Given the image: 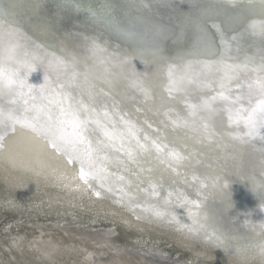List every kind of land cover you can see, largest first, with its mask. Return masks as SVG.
Here are the masks:
<instances>
[{
	"label": "bare ground",
	"instance_id": "6f19581e",
	"mask_svg": "<svg viewBox=\"0 0 264 264\" xmlns=\"http://www.w3.org/2000/svg\"><path fill=\"white\" fill-rule=\"evenodd\" d=\"M35 12L38 14V11ZM0 23H2L0 69L7 77L16 67L7 59L10 43L30 41L38 44L20 30L18 31L22 34V38L19 41L13 40L8 33L17 27L6 20ZM41 53L49 58L56 56L44 46H41ZM74 53L80 63L75 68V72L79 73L80 86L69 89L73 95L79 97L84 92L86 98V92L91 85L95 86L93 89L95 92H99L103 87L97 82L106 78L111 83L109 88L104 90L110 89L117 105L133 121L140 122L146 116L155 118L157 114L148 112V108L153 104L158 105L161 92L167 96L166 91L159 89L155 96L145 97L140 90V83L153 81L158 76L166 80L169 65L173 67L179 78L184 75V66L189 61H196H167L160 64L153 60L142 65L143 68L128 67L127 70L124 69L126 67L117 65L115 61L105 65L101 61L102 58L98 54L93 55L89 49L86 52ZM110 59L116 57L110 56ZM65 71L61 69L59 72V82L68 84ZM67 71L70 76L71 71ZM161 72H163L162 76ZM193 72H199V66L195 63ZM57 75V72L53 71L49 78L56 80ZM44 77L45 68L40 67L29 74L28 82L34 89H39L44 84ZM190 88L193 96L207 91L201 89L199 84ZM188 102L196 103L191 97H188ZM36 103L39 104L41 101L37 100ZM137 109L140 111L137 112ZM164 111L168 113L165 119L177 121L180 125L174 130L170 126V130H173V135L179 142L177 151H181L182 154L195 152L203 168L212 174L220 166L233 163L230 158L232 152L230 145L211 148L207 142L200 144L195 132L199 117L191 116L189 108L183 101L173 104L171 109ZM185 121L188 122V127L183 126ZM185 143L188 144L187 151H184ZM118 147L119 141H116L115 147L100 154L101 156L106 154L107 159H97L96 167L105 171L100 179L90 178L92 186H89V183L80 176V165L70 163L68 156L54 148L39 131L22 123H16L6 131L0 130V211L4 213L12 211L22 216L25 220L20 222L16 220V222L26 225L31 223L27 219H38L39 215L45 220L40 226L27 230L31 233H19L15 243H12L16 253L20 251L19 253L24 256H18L15 262H11L5 261L1 253L0 264H159L147 263L135 253L133 254L135 259H131L123 254L120 248L112 249L104 240L96 242L87 235L82 236V233L69 231L70 226L93 229L101 225L107 228V237L114 245L120 242L126 251L135 249L141 255L145 254L161 261L166 260L175 264H222L215 260L221 256L227 260H236L240 264H264V227H262L264 202L259 198L261 192L259 180L264 178V173L258 167L252 168L246 159L242 162L238 161L243 163L249 172L254 173L257 189L253 192L244 183H233L230 189L233 203L231 208L225 206L210 187L202 189L206 196L201 205L204 214L214 216L219 227L236 238L230 254L223 247H217L202 233L198 236L195 232L187 230L193 225L192 217L199 213L191 204L185 205L184 200L187 198L189 201H199L194 191L184 182L185 179L191 180V173L184 166L186 162L177 164L175 161L158 159L153 154L148 157L150 163L143 165L145 171L141 172L140 168L128 161L124 152L116 151ZM137 159L142 157L138 155ZM172 168H175V172H172ZM148 170L157 174L156 178H150ZM89 171L91 170L85 168V172ZM159 172H163L164 176L171 174L177 182L165 183L159 179ZM135 173H139L144 180L143 183L137 179ZM157 183L163 184V187H156L153 191V185ZM208 183H211V177ZM101 184L104 187L101 188ZM109 188L111 191L108 190ZM97 191L101 193L99 196L96 195ZM156 212L163 213V218H157L154 215ZM8 223L14 225L15 222L10 221L5 224ZM201 223H203L202 217ZM208 231L213 232L212 229ZM35 232L39 235L27 239ZM213 234L218 235V233ZM6 235L8 234L5 231L3 238L0 239V242L3 241L0 248L5 252L8 251L5 256L11 254L12 249L9 243L4 242ZM247 238L250 239L251 244L261 246L243 251L240 244ZM26 241L29 242L27 249L23 245ZM170 247L171 250L172 248L177 250L170 251L168 250ZM187 248L197 250V254H193ZM199 251H203V254ZM33 252L34 260L29 262L25 255Z\"/></svg>",
	"mask_w": 264,
	"mask_h": 264
},
{
	"label": "snow or ice",
	"instance_id": "6c2138e0",
	"mask_svg": "<svg viewBox=\"0 0 264 264\" xmlns=\"http://www.w3.org/2000/svg\"><path fill=\"white\" fill-rule=\"evenodd\" d=\"M222 2L224 5L237 4V0H222ZM67 3L68 0H58V6ZM259 4L261 15L264 16V0H259ZM22 7L23 5L14 0H0V22L11 20L12 23H16L15 17L20 15L19 10ZM39 7V3L31 5L33 11ZM143 7L148 8L149 4L145 3ZM103 10L105 15L110 17L116 11V6L106 4ZM213 27L217 26L213 25ZM246 30L252 33L259 31L264 37V20L259 24L250 23ZM8 34L15 41L22 38L17 28L12 29ZM203 38H207L206 31L203 33ZM235 39V37L226 38L221 33V45L225 51L230 50ZM89 51L96 55L104 50L92 39L89 43ZM189 55L199 57L212 56L215 53L212 52L209 44L205 49H194ZM7 59L16 67L7 77L0 69V130L6 131L16 123H22L39 131L54 148L68 156L70 163L80 165V176L89 183V186H92L90 178L100 179L105 171L96 167V160L107 159L106 154L104 156L100 154L115 147L116 141H119L116 151L124 152L128 161L140 168L141 172L145 171L143 165L150 163L148 157L153 154L158 159L175 161L177 164L186 162L184 166L191 173V180L185 179L184 182L194 191L199 201H189L187 198L184 200L185 205L191 204L199 213L192 217L193 225L187 230L195 232L198 236L202 233L217 247H223L231 254L236 238L222 230L214 216L204 214L201 205L206 196L202 189L210 187L229 208L233 207L230 191L233 183H244L253 192L257 189L254 173L249 172L248 168L238 161L242 162L246 159L252 168L258 167L264 173V51L261 52L259 60L255 57H245L243 61L228 63L221 55V58L215 61H189L184 66V75L179 78L173 67L167 66L166 80L158 76L153 81L141 82L139 85L145 97L155 96L159 89L167 92V96L161 92L158 105L153 104L148 108V112L157 114L156 117L146 116L142 122L133 121L117 105L110 89L105 91L101 88L99 92H95L93 90L95 86L91 85L86 92V98L84 92L79 97L73 95L69 89L80 86L79 73L75 72L79 62L75 56L53 55L49 58L41 53L40 45L26 41L10 43ZM160 59L162 63L165 62L163 56ZM194 63L199 66V72H193ZM40 67L45 68L44 84L39 89H34L28 82V76ZM61 69L66 70L64 75L68 79V84L59 82ZM67 70L71 71L70 76ZM53 71L58 74L56 80L49 78ZM160 75L162 76L163 72ZM87 82L85 76V83ZM105 83L107 84L106 79ZM195 84H199L201 89L207 91L193 96L190 86ZM188 97L194 99L196 103H189ZM37 100L41 103H36ZM180 101L187 105L191 116L199 117L195 132L201 145L207 142L211 148L231 146L230 158L233 161L231 165H222L212 174L203 168L195 152L182 154L181 151H177L179 142L174 137L173 130L180 125L177 121L165 119L168 113L164 110L171 109L173 104ZM136 111L139 112L140 109ZM170 126L173 130H170ZM183 126L188 127V122L185 121ZM187 149L188 144L185 143L184 151ZM138 155L142 159H137ZM85 168L91 171L85 172ZM148 172L150 178H156L157 174H153L151 170ZM172 172H175V168H172ZM135 175L141 183L144 182L139 173ZM158 176L165 183L177 182L171 174L164 176L163 172H159ZM209 177H211L210 184ZM100 187L104 185L101 184ZM156 187L162 188L163 184H154L153 191ZM259 187L261 189L259 198L264 202V178L259 180ZM108 190L111 191L110 188ZM100 194V191L96 192L97 196ZM154 215L162 219L164 214L156 212ZM209 229L213 232L210 233ZM260 246V244L246 243L242 246V250L248 251Z\"/></svg>",
	"mask_w": 264,
	"mask_h": 264
},
{
	"label": "water",
	"instance_id": "95a60500",
	"mask_svg": "<svg viewBox=\"0 0 264 264\" xmlns=\"http://www.w3.org/2000/svg\"><path fill=\"white\" fill-rule=\"evenodd\" d=\"M14 2L23 5L19 10L20 15L15 17L16 23L6 21L57 57L69 54L74 56V52L78 54L80 51H88L92 39L104 50L97 54L105 65L115 61L117 65L126 67L124 69L128 67L140 69L144 67L142 65L153 60L162 64L161 56L165 58V62L215 61L219 60L221 55L228 63L243 61L245 57H255L259 60L261 52L264 51V37L259 31L252 33L246 30L250 23L259 24L264 20L259 0H237L235 6L224 5L222 0H68L64 6H58V0ZM34 3L40 5L35 10L39 16L31 8ZM145 3L149 4L148 8L143 7ZM106 4L116 6V11L110 17L105 15L103 10ZM204 31L207 32L206 39L203 38ZM221 33L226 38H236L232 41L229 51H225L221 45ZM209 44L215 55L199 57L189 55L194 49H205ZM110 56L116 59H110ZM105 79H99L102 83L100 81L97 83L103 88H109L111 82L107 81L106 84ZM5 212L0 211V220L10 219L8 222H15L14 225L5 224L2 234L4 235L6 231L8 234L6 237L10 235L14 238L9 243L12 249L19 233H31L27 230L45 222L39 215L38 219H27L31 223L26 225L18 223L25 220L22 216L12 211ZM104 228H106L104 225L95 226L93 229L70 226L69 231L82 233V236L87 235L96 242L104 240L112 249L120 248V251L131 259H135L133 257L135 253L147 263L175 264L141 255L135 249L126 251L120 242L114 245L107 237V228ZM35 233L27 239L39 235ZM2 238L1 236L0 239ZM1 242L3 243L2 240ZM23 243L27 249L29 242ZM246 243H251L249 238L242 241L240 247ZM168 250L175 252L177 249L171 250L170 247ZM19 252L15 254L24 256ZM34 255L33 252L25 256L30 262L34 260Z\"/></svg>",
	"mask_w": 264,
	"mask_h": 264
},
{
	"label": "rangeland",
	"instance_id": "374dc122",
	"mask_svg": "<svg viewBox=\"0 0 264 264\" xmlns=\"http://www.w3.org/2000/svg\"><path fill=\"white\" fill-rule=\"evenodd\" d=\"M10 219H7L6 221L5 220H0V238H1V236H2V234H3V227L5 226V223L6 222H8ZM12 239H14L12 236H10L9 235V237H5V240H4V242H6V243H10V241L12 240ZM1 245H2V242H0V247H1ZM187 249H189L190 250V252H192L193 254H197V250H195V249H191V248H187ZM185 250V249H184ZM186 251V250H185ZM8 252V251H7ZM7 252H4L3 251V249L2 248H0V257H1V253H2V255H4L3 253H6L7 254ZM196 252V253H195ZM199 252H201L202 254H203V251H199ZM16 253V251H15V249H11V254H9V255H7V256H3V258H4V260L5 261H11V262H15L16 260H17V257L19 256V255H17V254H15ZM19 259V258H18ZM216 261H218V262H222V264H240V263H238V261H236V260H227L226 258H224V257H218V258H216L215 259ZM21 261L22 262H24V260H22L21 259Z\"/></svg>",
	"mask_w": 264,
	"mask_h": 264
}]
</instances>
